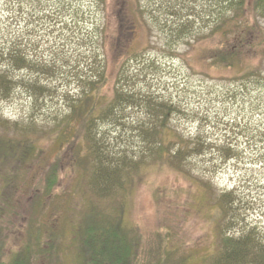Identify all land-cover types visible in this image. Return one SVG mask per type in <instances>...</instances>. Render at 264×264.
<instances>
[{
  "label": "rangeland",
  "instance_id": "rangeland-1",
  "mask_svg": "<svg viewBox=\"0 0 264 264\" xmlns=\"http://www.w3.org/2000/svg\"><path fill=\"white\" fill-rule=\"evenodd\" d=\"M130 2L137 28L118 30L124 0H0V138L23 144L30 163L5 167L7 187L0 177L14 205L0 219L4 259L30 243L27 264H92L72 219L82 205L95 218L102 207L123 215L134 251L122 264H212L228 237L264 242V8L248 5L254 36L234 65L219 67L211 30L229 15L224 0ZM103 73L102 97L118 98L94 122L99 149L89 158L83 142L54 129ZM164 119L192 146L182 169L159 166L149 151L153 123ZM96 159L143 167L121 198L101 197L88 191Z\"/></svg>",
  "mask_w": 264,
  "mask_h": 264
},
{
  "label": "trees",
  "instance_id": "trees-1",
  "mask_svg": "<svg viewBox=\"0 0 264 264\" xmlns=\"http://www.w3.org/2000/svg\"><path fill=\"white\" fill-rule=\"evenodd\" d=\"M224 2L225 5L227 3L229 5V15L217 21L211 30V32L219 36V39L214 48L210 50V58L219 67L234 65L235 59H237L236 56L240 55L246 42L252 40L254 36L256 26L251 17L246 15L248 5L252 4V7L257 11L264 8V0H254L255 5H253V0H224ZM130 3V0H124V4L127 5L128 9L130 8ZM124 4L122 3L123 8H125ZM132 12L133 10L130 9L129 11L127 9L123 11L125 22L123 20L120 22L118 30L123 29L124 26H127L128 29L131 27L137 28V20L139 18H133ZM139 13L140 11L138 10ZM193 46L194 44H191V47ZM127 51H129V47ZM139 52H144V49ZM250 71L253 73L254 69ZM5 81L7 79H5L3 74H0V85ZM106 82L107 76L104 73L92 80L89 83L88 90H82L81 96L76 100L79 102L72 105L73 114L63 118L54 129V133H57L61 141L67 140L72 144L83 142L82 146L79 144L80 156L85 154L89 158L92 154L96 156V151L99 147L95 136L92 135L94 122L98 115L107 113L118 98L114 94L102 97V87L108 83ZM83 99L91 101L90 107L84 111ZM157 108L160 111H165V118L169 119L170 110L161 106H157ZM81 111L82 115L80 119H77L76 114L81 113ZM83 112L85 113L83 114ZM153 116L159 118L156 110ZM74 120L76 121L74 122ZM168 123L166 119L160 121L158 125L154 121L150 130L149 151L152 150V153L156 155L159 166H166V164L171 166L174 164V166L182 169L184 164L179 163H184L189 158L186 153L192 149V146L177 130L170 132V124ZM71 134L73 136L69 138L67 135ZM22 146L23 144L21 145L20 142L0 138V166H4L2 167L4 172L12 171L11 168L5 169L11 163L23 165L24 167L30 164L25 162L26 153L22 151ZM139 161L127 160L114 165L113 163H103L102 161H99L98 164L97 159L95 161L92 160L88 191H94L97 196L101 197L114 195V198H116L119 195V198H121V195L124 194L123 192L127 190L129 185L133 184L136 175L143 167V162ZM0 177L7 187L10 184L7 172L4 175H0ZM53 184H55L54 176L51 179L49 188L46 190V197L52 195ZM5 196L10 197L1 192L0 204L3 202L5 205H0V219L10 215L11 212L13 213L14 205L11 203L13 200L9 202ZM37 196L40 204L41 197L39 194ZM41 196L44 198V195L41 194ZM42 204H40L39 208L43 207ZM120 206V212L123 213V205L121 204ZM93 209H85V206L82 205L81 212L72 216L74 230H77L75 236L81 235L84 231V235L81 237L84 240V246L90 262L92 264H122L128 262L134 251V238L129 236L128 231L120 225V220L123 219L121 216L123 215L116 219L115 216L112 217L106 214L104 207H102L101 218H95ZM257 240L251 234H246L239 238H226L223 246L214 256L212 264H264V242ZM35 245L39 247L37 241H35ZM33 251L34 248L30 243L18 249V251L11 250L10 254L7 253L9 255L6 257L7 259L3 258V253L0 251V264H25L29 260V254H33Z\"/></svg>",
  "mask_w": 264,
  "mask_h": 264
}]
</instances>
